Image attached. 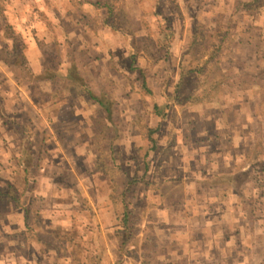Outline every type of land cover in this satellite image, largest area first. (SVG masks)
<instances>
[{
    "label": "rangeland",
    "instance_id": "rangeland-1",
    "mask_svg": "<svg viewBox=\"0 0 264 264\" xmlns=\"http://www.w3.org/2000/svg\"><path fill=\"white\" fill-rule=\"evenodd\" d=\"M87 1L0 0L23 29L34 71L77 59L116 99L108 119L73 83L18 87L0 60L1 102L27 122L34 141L27 165L18 133L0 116V173L15 179L29 167L20 201L33 208L34 228H24L21 207L0 201V264H187L195 240L184 239L200 232L185 216L220 196L207 189L211 173L225 170L212 160L217 125L240 124L238 105L248 99L261 132L264 0H114L110 16ZM183 66L202 71L177 86ZM247 72L233 90L213 88L223 75ZM164 99L168 115L159 120L152 103ZM159 121L158 147L147 156L148 130ZM15 183L22 189L23 177Z\"/></svg>",
    "mask_w": 264,
    "mask_h": 264
},
{
    "label": "crops",
    "instance_id": "crops-1",
    "mask_svg": "<svg viewBox=\"0 0 264 264\" xmlns=\"http://www.w3.org/2000/svg\"><path fill=\"white\" fill-rule=\"evenodd\" d=\"M17 28L23 31L20 26ZM28 46L31 47V43ZM247 103L238 105L242 117L240 124L230 125L228 128L231 130H226V126L222 128L220 123L217 125V143L212 140L216 148L212 154H217V158L212 157V160L217 164L224 162L225 170L211 173L207 189L220 196L214 200L215 196L211 200H202L192 218L185 216V221L192 219L200 232L199 235L190 233L183 238L185 243L195 240L187 264H264V183L262 186L256 183L259 177L260 182L261 177L264 180V149L259 153L256 148L257 157H251V151L260 144L261 136L256 138L255 133L261 132L259 126L255 130L251 125V111L246 107ZM222 124L226 125L223 121ZM262 125L264 104L261 105ZM261 140L264 142V136ZM254 160L258 162V176L256 171L252 173Z\"/></svg>",
    "mask_w": 264,
    "mask_h": 264
},
{
    "label": "trees",
    "instance_id": "trees-1",
    "mask_svg": "<svg viewBox=\"0 0 264 264\" xmlns=\"http://www.w3.org/2000/svg\"><path fill=\"white\" fill-rule=\"evenodd\" d=\"M47 1V0H46ZM88 4L94 6L96 8L104 7L107 14L110 16L113 14V6L114 0H88ZM5 7L0 3V60L3 61L11 70L12 76L17 85L24 86L28 83L34 82H47L53 88L57 89L62 84L73 83L78 86V90L81 91L85 95L87 99H89L92 103H96L105 113L106 117L110 119L113 115L114 108L116 107V99L114 94L109 90V88L104 84H94L89 78L81 70L80 61L77 59H71L69 65L63 67L59 65L60 61L57 63L49 65L45 67L41 71H34L29 65V58L27 54V42L25 41V37L22 31L18 30L10 21L7 19V15L5 14ZM59 16H61L60 12L57 10ZM106 16L105 21L109 23L108 17ZM62 17V16H61ZM60 18V17H59ZM65 23V22H63ZM113 25V24H112ZM114 26V25H113ZM172 28V27H171ZM170 28L171 36L174 35V29ZM7 50V51H5ZM219 50V47H217ZM168 54V53H167ZM201 72L202 68H185L182 67L179 80L177 82V86L183 85L186 83V76H192L191 74L194 71ZM195 71V72H196ZM264 73V66L261 69V76ZM199 74V73H197ZM251 73H236L234 75H223L217 81L213 83V88H219L221 85L230 87L233 90V83L236 80V76H241L242 78ZM193 77V76H192ZM227 82V83H226ZM144 86L147 87V85ZM150 91L151 89L147 87ZM152 92V90L150 91ZM0 99V116L5 121H10L12 128L18 133L19 136V152L20 157L27 165L30 162L29 158L32 155V150L34 148V141L31 139L30 129L26 121L17 120L15 115L13 114V108L6 106L1 102ZM248 102V99H246ZM168 106L169 103L166 99L161 102L153 101L152 103V111L158 116L159 120L164 119L168 115ZM253 114H256L253 112ZM263 126V125H262ZM261 129L264 130V126ZM160 128L159 123L150 127L147 133V137L149 139V146L147 148V152L145 153L147 156L151 150H155L158 147V138L155 136V133L158 132ZM264 136V131H261V137ZM260 137L259 134L256 135V138ZM260 137V144L258 145V152L262 153L264 149V142H262ZM257 140V142L259 141ZM29 160V162H28ZM144 172L148 171L150 166V160L145 157L144 159ZM23 167V174L12 173L15 179H12L10 175H4L0 173V201H12L14 202L15 207H21L23 209V226L29 231H33L31 217L33 214V208L30 205H22L20 201V192L24 190L27 186L28 180V166ZM23 177V187L18 191V185H16V180L19 176ZM142 179V177L135 176L133 178L134 181ZM132 181V182H134ZM22 186V185H21ZM121 215V212H120ZM37 222H40V218L36 217ZM122 224L125 226L129 222V213L128 208L124 205V209L122 210ZM26 231H22L23 235H25ZM99 262V260L97 261ZM136 264V263H134Z\"/></svg>",
    "mask_w": 264,
    "mask_h": 264
}]
</instances>
